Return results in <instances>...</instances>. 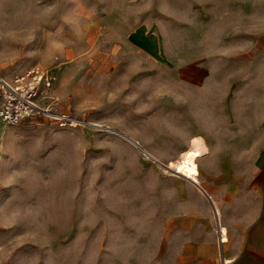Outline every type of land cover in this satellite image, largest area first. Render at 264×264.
Wrapping results in <instances>:
<instances>
[{
	"label": "rangeland",
	"instance_id": "obj_1",
	"mask_svg": "<svg viewBox=\"0 0 264 264\" xmlns=\"http://www.w3.org/2000/svg\"><path fill=\"white\" fill-rule=\"evenodd\" d=\"M248 15L263 25L264 0H0V78L53 76L43 114L0 123V264H175L191 140L198 182L261 166Z\"/></svg>",
	"mask_w": 264,
	"mask_h": 264
},
{
	"label": "crops",
	"instance_id": "obj_2",
	"mask_svg": "<svg viewBox=\"0 0 264 264\" xmlns=\"http://www.w3.org/2000/svg\"><path fill=\"white\" fill-rule=\"evenodd\" d=\"M260 18L264 21V15ZM248 20L247 27L235 30L239 29L240 50L254 54L247 63L251 67L256 55L264 54V24L258 26L257 15H248ZM260 158V168L243 177L214 170L200 174L198 182L197 173L184 174L199 187L198 192L181 193L180 210L170 216L169 244L178 258L175 264H219L221 259L227 264H264V151ZM216 216L225 231L223 243L218 240Z\"/></svg>",
	"mask_w": 264,
	"mask_h": 264
},
{
	"label": "built area",
	"instance_id": "obj_3",
	"mask_svg": "<svg viewBox=\"0 0 264 264\" xmlns=\"http://www.w3.org/2000/svg\"><path fill=\"white\" fill-rule=\"evenodd\" d=\"M53 76L50 71L34 65L21 70L11 77L0 78V123L15 125L38 114L45 109L41 101L48 99L52 89ZM60 122L64 117L57 118ZM217 219V236L220 243L225 241V231ZM228 261L221 259V264Z\"/></svg>",
	"mask_w": 264,
	"mask_h": 264
},
{
	"label": "bare ground",
	"instance_id": "obj_4",
	"mask_svg": "<svg viewBox=\"0 0 264 264\" xmlns=\"http://www.w3.org/2000/svg\"><path fill=\"white\" fill-rule=\"evenodd\" d=\"M205 149V146L199 139L193 138L191 140L190 149L182 153L180 156V160L171 165L174 167L176 172L190 175L192 171V163L195 156L199 155ZM193 181L196 182L197 180L194 178Z\"/></svg>",
	"mask_w": 264,
	"mask_h": 264
},
{
	"label": "water",
	"instance_id": "obj_5",
	"mask_svg": "<svg viewBox=\"0 0 264 264\" xmlns=\"http://www.w3.org/2000/svg\"><path fill=\"white\" fill-rule=\"evenodd\" d=\"M135 144V143H134ZM136 145V144H135ZM142 150V149H141ZM144 152V150H142ZM145 153V152H144Z\"/></svg>",
	"mask_w": 264,
	"mask_h": 264
}]
</instances>
